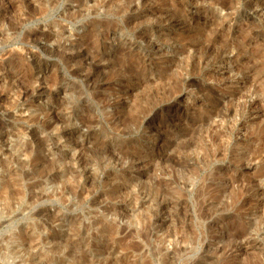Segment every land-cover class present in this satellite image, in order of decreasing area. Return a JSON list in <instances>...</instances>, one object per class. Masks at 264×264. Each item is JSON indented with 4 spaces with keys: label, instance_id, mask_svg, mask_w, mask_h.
Wrapping results in <instances>:
<instances>
[{
    "label": "rangeland",
    "instance_id": "1",
    "mask_svg": "<svg viewBox=\"0 0 264 264\" xmlns=\"http://www.w3.org/2000/svg\"><path fill=\"white\" fill-rule=\"evenodd\" d=\"M0 264H264V0H0Z\"/></svg>",
    "mask_w": 264,
    "mask_h": 264
},
{
    "label": "bare ground",
    "instance_id": "2",
    "mask_svg": "<svg viewBox=\"0 0 264 264\" xmlns=\"http://www.w3.org/2000/svg\"><path fill=\"white\" fill-rule=\"evenodd\" d=\"M34 35H35V34H34ZM36 38H37V37H36ZM36 38H35V39H36ZM33 41H34V40H33ZM32 55H33V54H32ZM32 57H33V56H32ZM34 57H35V56H34ZM75 59H76V58H75ZM25 63H26V62H25ZM22 79H23V78H22ZM12 83H13V82H12ZM43 90H44V89H43ZM26 92H28V90H27ZM25 94H26V93H25ZM57 116H58V115H57ZM54 117H56V116H54ZM49 118H50V117H49ZM42 120H43V119H42ZM39 121H40V120H39ZM46 122H47V121H46ZM49 122H50V121H49ZM61 122H62V121H61ZM66 122H67V121H66ZM49 124H50V123H49ZM47 126H48V125H47ZM164 132H165V131H164ZM168 133H169V132H168ZM78 146L81 147L82 145H81V144H77L76 147H78ZM83 146H84V145H83ZM28 147H29V146H28ZM81 148H82V147H81ZM84 148H85V147H84ZM110 154H111V152H110ZM129 154H130V153H129ZM111 156H112V155H111ZM117 156H118V155H117ZM130 156H131V155H130ZM112 157H113V156H112ZM114 157H115V156H114ZM33 160H34V159H33ZM49 163H50V162H49ZM38 213H39V212H38ZM115 215H116V214H115ZM117 216H118V215H117ZM120 216H121V215H120ZM47 224H48V223H47ZM49 227H50V226H49ZM114 227H115V226H114ZM106 229H107V228H106ZM116 229H117V227H116ZM108 230H109V229H108ZM118 231H119V230H118ZM109 232H110V230H109ZM109 232H108V233H109ZM111 233H112V232H111ZM111 233H110V234H111ZM114 233H115V232H114ZM116 233H117V232H116ZM29 248H30V247H29ZM5 257H6V256H5ZM7 258H8V255H7ZM7 260H8V259H6V262H7ZM4 261H5V259H4Z\"/></svg>",
    "mask_w": 264,
    "mask_h": 264
}]
</instances>
